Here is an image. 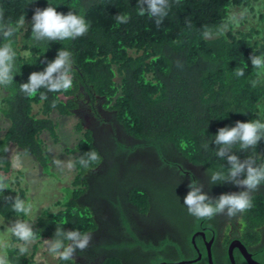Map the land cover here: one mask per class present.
<instances>
[{"label":"trees","instance_id":"obj_1","mask_svg":"<svg viewBox=\"0 0 264 264\" xmlns=\"http://www.w3.org/2000/svg\"><path fill=\"white\" fill-rule=\"evenodd\" d=\"M137 2L0 0V28L9 23L16 28L7 40L0 37V44L10 43L16 52L14 81L0 86V117L5 124L0 128V184L5 188L0 191V219L20 217L33 230V239L26 245L11 236L5 254L8 264H38L37 252L41 245L51 244L57 226L88 233L92 240L86 251L77 250L67 261L59 258L62 248L56 264L176 261L164 257L170 250L158 252L168 244L176 248L179 260L197 259L193 231L201 229V224L210 227L214 221L189 215L183 204L188 191L175 180V191L180 194L178 212L168 218L182 226L184 242L179 244L166 236L157 246L140 236L134 214L151 218L156 211L152 189L127 180V172L135 166L129 159L141 150L144 160L159 166L168 164L178 169L177 164L182 163L176 160L181 158L206 170L219 168L225 161L215 154L213 140L218 130L235 126L237 121L264 120V75L252 68L249 59L253 54L264 56V0H180L178 5L170 0L168 16L159 28L147 15L137 14ZM49 4L58 12L74 11L84 17L89 25L87 34L63 42L35 41L31 32L34 9ZM235 9L246 12L239 23L234 21ZM119 13L128 15L129 21L117 24L114 17ZM205 28L212 33L210 38H204ZM61 48L72 54V88L60 93L41 89L46 100L39 93L33 97L22 93L19 85L26 83L32 72L42 71L45 61L53 60ZM237 68H243L245 75L237 77ZM253 81H258L255 87ZM86 107L101 124L106 122L102 112L109 113L133 142L112 135L115 147L111 142L99 143L80 115ZM55 113L78 118L75 132L79 139L73 162L76 175L72 187L65 189L64 199L57 202L58 210L45 209L30 219L28 214L15 213L8 200L19 196L30 206L25 200L27 189L20 186L18 177L15 181L8 177L14 167L11 148L15 154L31 156L43 174H50L51 158L43 135L58 142ZM92 151L98 160L85 168L80 159H87L86 154ZM232 152L241 160L252 157L257 165L264 164V140L245 152L235 145ZM156 155L163 164L157 162ZM193 178L194 174L191 179L196 180ZM216 185H221L222 194L235 189L234 184ZM250 196L253 206L241 213L239 220H228L223 243H229L228 233L234 230L254 259L264 264V185ZM186 215L191 221L183 219ZM109 235L114 238L108 239ZM196 243L205 258L193 264H209L202 237ZM21 246L26 248L24 253L19 250ZM184 248L188 257L182 252ZM235 256L237 264H247L240 254ZM221 259V264H231L227 252Z\"/></svg>","mask_w":264,"mask_h":264},{"label":"clouds","instance_id":"obj_2","mask_svg":"<svg viewBox=\"0 0 264 264\" xmlns=\"http://www.w3.org/2000/svg\"><path fill=\"white\" fill-rule=\"evenodd\" d=\"M35 2V0H34ZM178 5L180 0H174ZM137 14L139 16L147 15L153 19L157 28H159L164 19L168 16L171 8L170 0H138ZM117 24L127 23L130 17L119 13L114 17ZM23 23V20L20 22ZM89 25L85 18L77 15L74 11L67 14L58 12L56 7L49 4L46 8L36 7L31 19V32L35 41H68L75 40L87 34ZM16 32V28L10 23L0 28V37L7 40ZM212 33L205 28L203 36L210 38ZM16 59V52L10 43L0 44V86H8L13 83V67ZM252 68L257 70L258 74L264 75V56L251 55L249 57ZM46 67L42 71L32 72L26 83L19 85L20 91L28 97L40 94L42 100L47 99L41 89L47 92L60 93L67 92L72 88V54L65 48L58 50L56 57L51 61H45ZM179 66V62H178ZM237 77L245 75L243 68H237L235 72ZM258 81H253L255 87ZM53 102L52 107H55ZM213 142L217 145L216 156L225 161L219 168H208L205 172L209 176V184L230 183L245 189L239 192L223 193L216 198L210 197L202 191L203 185L198 180H192L189 184L190 191L184 197L183 204L187 208L189 215L198 220H211L217 215H226L228 218H235L238 214L249 210L253 204L250 194L258 191L260 186L264 185V164L257 165L252 157L243 160L236 154H233V146L239 145L242 152L250 148H256L261 140H264V120L255 119L249 122L237 121L235 126L222 127L214 136ZM207 147V145H205ZM87 159L81 158L80 164L87 168L91 162L98 160L97 153L92 151L86 154ZM244 177V178H241ZM5 188L0 184V191ZM11 201L12 209L17 214L27 215L30 207L16 196L8 197ZM11 234L19 241L28 244L33 239V230L27 224L16 220L10 227ZM92 237L88 233H81L79 230L64 231L57 226L54 238L49 246L51 254L56 255L63 248L59 258L61 260H70L73 254L79 250L84 252L91 243ZM65 241L67 242L65 244ZM20 252L24 253L26 248L21 246ZM0 264H5L0 260Z\"/></svg>","mask_w":264,"mask_h":264},{"label":"rangeland","instance_id":"obj_3","mask_svg":"<svg viewBox=\"0 0 264 264\" xmlns=\"http://www.w3.org/2000/svg\"><path fill=\"white\" fill-rule=\"evenodd\" d=\"M233 12L235 14V22L242 20L246 14V12L241 9H235ZM53 117L57 118L58 116L55 113ZM57 120L59 122L58 142H55L47 134L43 135L51 158L50 174H43L40 168L34 164L31 156L15 154L14 152L16 151L11 148L14 167L8 177L11 181H15V178L18 177L20 186L27 189L25 200L30 203V212L28 213L30 219H36L45 209H49V211L58 210L59 205L57 202L64 199L65 189L72 187V182L76 175L73 162L76 154L74 150L79 139V134L75 132L78 118L76 116H64L58 117ZM4 126L5 124L0 117V128ZM87 126H89L88 123L85 127ZM143 158V151L141 150L136 151L135 154L130 157L129 163L133 162L135 166L127 172V180H129L130 183H141L152 189L154 195L153 200L156 207L155 216L163 214L172 216L175 212H178L176 205L180 200L178 189L177 193L173 185L175 180L168 173L165 165L159 166L152 161L147 163ZM18 171H21L19 176ZM16 220L28 224L27 221L20 217H15L10 220L0 219V260H3L5 264H8L5 254L12 236L9 227ZM229 223L230 222H227L223 227L224 229L222 232L227 231ZM49 246L50 244L48 243L40 246L36 256L38 264H56L57 254H51Z\"/></svg>","mask_w":264,"mask_h":264},{"label":"flooded vegetation","instance_id":"obj_4","mask_svg":"<svg viewBox=\"0 0 264 264\" xmlns=\"http://www.w3.org/2000/svg\"><path fill=\"white\" fill-rule=\"evenodd\" d=\"M81 111L82 112L80 113V115L83 118H85L84 120L86 121V124L88 123L89 126H91V128L93 129L94 135L97 138V140L99 141V143L106 141L107 145H109L108 143L111 142L112 147L113 146L115 147V143L114 142L112 143L113 140H111L112 135H116L119 140H122V141L127 140V142H129V143L133 142V138H131L130 136H128L127 134H125L122 131V129L119 127V125L117 123H115L114 120L111 119L109 113L102 112V116L105 118L106 122L104 124H101L97 119H95V117L90 112L89 108L86 107ZM110 121H112L113 123ZM156 160L160 164H163L161 159L158 156L156 157ZM176 161L182 163V164H177L178 169L172 168L168 164L166 165V168H167L168 173L174 178V180H177L182 186H184V190H187L189 192L187 187L192 182L191 178H192V174H194L193 179L198 180L199 183L203 185L202 191L204 193H207L212 198H216L222 194L221 185L217 186V185H210L209 184L210 177L205 175V172L207 171L205 169V167L200 166V165L191 164L187 161L181 160V158L177 159ZM156 164H158V163H156ZM243 190H245V189H242V188L235 186V189L233 192H239V191H243ZM188 192H185V195H187ZM250 195H252V193ZM152 196L154 198V195H152ZM153 203H154V200H153ZM154 209L156 211L155 203H154ZM147 217L148 216L140 218L139 216H137V214H134L135 221L136 222L138 221L137 226L139 227L140 236H142L146 240L153 241L154 244L157 246L160 244V241L166 239V236H169V238L171 240L176 241L179 244H182L184 242V236L182 235L183 234L182 233V231H183L182 226H177V225L173 224L174 222L168 218L169 217L168 215H166V214L165 215L164 214L163 215H157V216L154 215V217H152L151 219L147 218ZM108 218L111 220V222H114V220H112L111 215L108 214ZM235 218H237V220H239L241 218V213L238 214V216ZM235 218H231V219L235 220ZM183 219H186L187 221H191L190 220L191 218L188 215H186V218H183ZM231 219L228 218L226 215H217L214 218H212V221H214V222H213V224L211 223L210 227L203 226L201 224V229L193 231L192 242L194 243V246L198 252L197 258L199 257V255H201V258L196 262H192L191 264L197 263L199 261L204 262L205 257L201 251L202 247L198 246L196 243V239L198 237H202L203 242L205 243L206 249L208 250V248H209L211 250L212 256H213V258H215L216 264H221L220 263V260H222L221 257L224 256L226 254V252H227V255H229L228 250H229L230 244L237 239L240 240L239 234L234 233L233 232L234 230L230 229V231L228 233L229 243L227 245H225L223 243L225 240V238H224L225 234H224V232H222L221 227L222 226L224 227L227 224V222H229L228 220H231ZM114 224H116V222ZM207 228L209 230H207ZM207 231L210 232L209 235H207ZM202 233H204V235H202ZM107 238L111 239L114 237L112 235H109V236H107ZM117 238H120V236H117ZM166 249L170 250V251H168L164 257L168 258V259L176 260V261H172V262H168V263H176V262L181 261V260H179V256H178V252H177L176 248L170 244L166 245L164 249L158 250V252L160 254H163L164 251H166ZM247 250L250 252L249 249H247ZM182 252L184 253V256H187V257L189 256V254L186 252L185 248L182 250ZM237 254H240L241 257L245 260V258L241 254L240 250L238 248H234V258L236 257L235 255H237ZM144 256H145V253H144ZM207 257H208V251H207ZM184 260H191V259H184ZM163 263H165V261L160 262L158 264H163ZM208 263H209V261H208ZM143 264H146V262L144 263V261H143ZM200 264H203V263H200ZM235 264H237L236 260H235Z\"/></svg>","mask_w":264,"mask_h":264},{"label":"water","instance_id":"obj_5","mask_svg":"<svg viewBox=\"0 0 264 264\" xmlns=\"http://www.w3.org/2000/svg\"><path fill=\"white\" fill-rule=\"evenodd\" d=\"M202 235H204V233H202ZM234 248H238L240 250L241 254L243 255V257L245 258V260L247 261L248 264H261L259 261L254 259L252 253H250L247 250V247H245V245L241 242V240H238V239L233 241L230 244V247H229V250H228V254H229V258L231 260V264H235ZM207 251H208L209 264H214V260H213V256H212L211 250L208 248ZM200 258H201V255H199V257L197 259L181 260V261L176 262V263L165 262L163 264H190V263L195 262L196 260H198Z\"/></svg>","mask_w":264,"mask_h":264}]
</instances>
